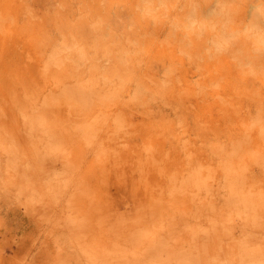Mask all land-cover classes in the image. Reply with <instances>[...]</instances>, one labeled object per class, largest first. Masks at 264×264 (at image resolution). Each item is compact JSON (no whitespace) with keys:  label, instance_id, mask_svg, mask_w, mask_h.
<instances>
[{"label":"rangeland","instance_id":"374dc122","mask_svg":"<svg viewBox=\"0 0 264 264\" xmlns=\"http://www.w3.org/2000/svg\"><path fill=\"white\" fill-rule=\"evenodd\" d=\"M0 264H264V0H0Z\"/></svg>","mask_w":264,"mask_h":264},{"label":"bare ground","instance_id":"6f19581e","mask_svg":"<svg viewBox=\"0 0 264 264\" xmlns=\"http://www.w3.org/2000/svg\"><path fill=\"white\" fill-rule=\"evenodd\" d=\"M45 250V249H44Z\"/></svg>","mask_w":264,"mask_h":264}]
</instances>
